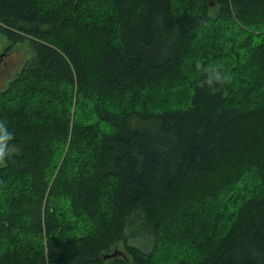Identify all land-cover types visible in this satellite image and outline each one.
Returning a JSON list of instances; mask_svg holds the SVG:
<instances>
[{"label":"trees","instance_id":"1","mask_svg":"<svg viewBox=\"0 0 264 264\" xmlns=\"http://www.w3.org/2000/svg\"><path fill=\"white\" fill-rule=\"evenodd\" d=\"M0 37V264H264V0H0Z\"/></svg>","mask_w":264,"mask_h":264},{"label":"clouds","instance_id":"2","mask_svg":"<svg viewBox=\"0 0 264 264\" xmlns=\"http://www.w3.org/2000/svg\"><path fill=\"white\" fill-rule=\"evenodd\" d=\"M195 69L203 75V79H201L198 86L207 88L211 95L226 91L225 86L232 83V75L224 69L223 65L216 63L206 64L201 60L195 62ZM14 139V133L8 129L7 124L0 122V165L11 157L9 142Z\"/></svg>","mask_w":264,"mask_h":264},{"label":"rangeland","instance_id":"3","mask_svg":"<svg viewBox=\"0 0 264 264\" xmlns=\"http://www.w3.org/2000/svg\"><path fill=\"white\" fill-rule=\"evenodd\" d=\"M0 45L2 46L7 45V41L2 37H0ZM30 57H31V53L27 54L25 58L29 59ZM22 58L19 57V53L14 49L10 51L9 54L2 56L0 60V85L2 84L1 82L2 78L10 76L12 73L16 71L19 64L21 63ZM127 225L128 226L126 227V231L128 235L126 237V241L130 244L132 243L138 246L139 248L145 250L150 244L149 238L145 233V231L142 229V227L138 225L137 221L133 222L130 219ZM117 249H119L124 255H126V253L123 251L122 246L118 245Z\"/></svg>","mask_w":264,"mask_h":264}]
</instances>
